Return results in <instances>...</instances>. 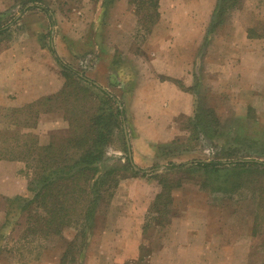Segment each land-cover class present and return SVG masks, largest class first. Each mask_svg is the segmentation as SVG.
Segmentation results:
<instances>
[{
  "label": "rangeland",
  "instance_id": "obj_1",
  "mask_svg": "<svg viewBox=\"0 0 264 264\" xmlns=\"http://www.w3.org/2000/svg\"><path fill=\"white\" fill-rule=\"evenodd\" d=\"M130 1L0 0V25L14 19L9 31L0 39V54L7 50L15 56L37 41L41 49L53 40L60 62L92 79L99 72L96 61L103 57L104 64L108 65L111 56L106 54L113 48L112 65L122 72L135 48H141L143 34L142 28L133 27L138 9L133 11V6L128 4ZM234 3L237 10H233L231 18L240 19L247 24L252 36L259 35L261 38H258L263 39V52L259 53L261 61H255L254 54L249 52L241 60L246 62V70L234 74L222 88L201 87L209 89L204 92L207 95L205 102L214 107L209 108L215 109L221 120L215 125L219 136L214 138L213 144L206 139L190 138L191 134L188 140L174 139L154 161L157 163L154 165L163 167L162 170L133 175L126 169L124 126L114 127L104 149L103 164L106 168L112 167L115 174L111 182L102 186L104 199L100 200L99 212L88 230L90 234L85 245L78 246L73 252V264H114L118 261L120 264H264V173L256 171L241 176L233 173L225 184L219 185L218 180H210L199 170L189 167L166 169L167 162L171 161L225 159L239 155L264 161V0H235ZM40 5L49 10L52 24L50 21L48 24L41 7H37ZM21 10L24 11L18 19L16 16ZM126 19L123 29L114 27ZM95 36L101 43L97 38L94 40ZM95 44L100 51L94 57ZM198 50L201 55L200 45ZM46 51L44 58H48L49 67L65 85L66 69L50 50ZM214 53L217 54V49L210 55ZM0 58L4 61L6 56ZM182 58L184 62L188 61L187 57ZM205 77L210 84L218 79L216 75ZM104 83L110 85V79ZM62 91L64 89L54 96L51 94L50 101L46 100L47 96L40 98L27 113L14 112L27 105L0 108V264H70L66 253L62 259L66 248L63 242L74 238V225L68 229L60 226L61 229L56 231L58 235L51 229L48 235L42 236L28 230V222L37 220L33 213L30 216L21 214L14 220L6 214L11 209L9 199L17 195L30 196L28 186L31 180L42 175L41 166L64 167L63 162L67 165L77 158L73 155L75 152L80 154V150L71 149L70 155L51 161L49 157L43 160L39 153L48 144L57 152H66L72 145V132L79 134L83 130L79 120L87 118V114L79 113L76 117L70 109L73 97L68 105L66 90ZM67 91H72V87ZM99 96L94 92L78 103L73 101L75 109L94 113L100 104ZM178 120L180 127L182 119ZM125 129L130 141V135H136L130 121L125 123ZM15 134L22 136V142L12 141ZM186 134L179 136L184 138ZM187 143L189 151L178 157L182 148H188L184 147ZM8 144L13 145L12 151L32 153L34 159L7 155ZM24 144L30 146L31 152ZM5 219L10 222L3 225ZM131 221L141 227L137 228V233H133ZM138 244L141 246L137 250ZM127 250L134 255L132 261L123 259ZM152 252L156 255L149 261Z\"/></svg>",
  "mask_w": 264,
  "mask_h": 264
},
{
  "label": "crops",
  "instance_id": "obj_2",
  "mask_svg": "<svg viewBox=\"0 0 264 264\" xmlns=\"http://www.w3.org/2000/svg\"><path fill=\"white\" fill-rule=\"evenodd\" d=\"M234 1L226 0L229 2L224 4L227 10L220 16L216 13L218 0H157L158 17L153 22L138 21L137 17L133 23V27L137 25L139 29H143L141 48H135L128 65L123 68L125 70L118 72L112 65L115 54L112 48L106 54L107 57L111 56L108 65L104 64L103 57H97L99 60L96 59L98 61L95 67L99 68L98 76L91 79L85 75L113 95L117 101L120 99V107L125 112L122 125L125 138L127 137V155L141 169L156 168V171L147 174L162 170L163 167L154 165L157 164L154 161L160 158V152L165 146L172 144L174 139H189L190 122L194 123L196 106L201 114L209 107L214 108L205 102L207 95L204 92L209 89L201 87L220 89L225 86L234 74L246 70V62L242 63L241 60L245 59L249 52L254 54L255 61L260 60L263 39H260L259 35L252 36L247 24L240 22V19L231 18L230 15L237 6ZM128 4L133 6V11L140 9V5L134 2ZM144 8L142 6L143 11ZM22 14L20 12L16 17L19 19ZM44 16L49 24L48 16L45 13ZM126 21L127 19L118 22L114 27L121 30ZM52 23L51 16L50 24ZM127 34L131 36L129 32ZM96 38L100 42L98 36H95V41ZM199 45L203 49L201 55ZM46 46L40 49L37 41L34 46L20 50L15 56L7 50L0 54V57L6 56L4 61L0 58V108L12 109L36 104L40 98L53 97L57 91L64 89V81L62 78H56L55 70L49 67L48 58H44L47 49L55 48L53 40ZM99 49L95 44L94 57L99 54ZM216 49L218 55H210L212 51L216 52ZM182 57H187L188 61L184 62ZM206 75H216L218 79L210 84ZM109 79L111 86L104 83ZM82 85L83 88L88 87L85 83ZM211 111L217 122H221L215 109ZM179 118L182 119L179 122L181 128L177 124ZM129 121L133 125V132L136 133L130 135V141L125 129V123ZM180 131L183 133L180 134ZM185 133L187 134L184 138L179 136ZM184 147L188 148H182L178 157L189 151L188 143ZM130 223L133 233L138 232L137 228L141 229L137 227L136 221ZM139 246L141 244L137 245V250ZM154 255V252L149 255V261ZM133 256V253L129 254L127 250L123 259L132 261ZM114 264H120V261Z\"/></svg>",
  "mask_w": 264,
  "mask_h": 264
},
{
  "label": "trees",
  "instance_id": "obj_3",
  "mask_svg": "<svg viewBox=\"0 0 264 264\" xmlns=\"http://www.w3.org/2000/svg\"><path fill=\"white\" fill-rule=\"evenodd\" d=\"M136 2L135 4L140 5V9L137 10L138 21H151L153 22L158 16L157 13V0H131L130 3ZM226 0H218L216 13L220 16L227 10L225 8ZM227 4V2H226ZM144 6V11L142 10ZM41 10L48 16L51 21V15L49 10L44 5H40ZM28 9V8H27ZM22 11V10H21ZM24 11V10H23ZM23 11L21 13H23ZM140 12V14H139ZM14 22L12 19L5 25H0V39L5 36L11 28L10 25ZM54 58L58 59L55 54V50L50 48ZM63 68L66 69V84L64 85V91L66 90V102L69 105L71 97L74 102H79L80 99H87L90 94L97 92L100 94V104H98L96 111L92 114L81 112L79 109H75L73 101L70 105L72 113L77 117L79 113L87 114V118L79 120L81 123V132L79 134L72 132L70 137H73L70 142L72 145L68 146L66 152H57L53 148H49L52 145L48 144L46 148L39 153H42L43 160L49 157V160L59 156L70 155L72 150H80V154H73L77 156L76 159L66 165L63 162L64 167L60 168H48L50 166L42 168V175L38 178L31 180L28 190L30 196L17 195L13 199H9L10 210L6 211L9 217L16 219V217L26 214L28 216L31 213L37 218L33 222H28V230L32 234H39L42 236L48 235V232L52 229L58 232L61 228H72L76 227V234L70 241L63 242L66 246L62 259L65 257L70 260V264L75 263L73 259V252L78 246L81 248L85 245V239L88 236L89 229L93 226L94 219L99 212L100 200L104 199L102 195V186L107 181H112V177L115 174V170L106 168L104 166V149L111 139L113 128L121 126L125 121V112L121 108V102L109 92L98 86L93 80L87 78L84 74L73 70L70 66L63 63H59ZM82 83H85L88 87L83 88ZM68 87H72V91H67ZM90 88V89H89ZM69 90V89H68ZM95 90V91H91ZM53 97H47L46 100L50 101ZM120 103V105H119ZM36 104H29L24 108L14 110V112H28ZM213 112L210 108L202 111V114L197 111V106L194 111V123H191V136L200 139H206L210 144H213L214 138L219 136L215 125L218 124L217 119L212 115ZM91 116V117H90ZM79 117L82 118L80 115ZM90 117V118H89ZM89 118V119H88ZM209 118V119H208ZM211 118V119H210ZM87 123V125H86ZM94 137V138H93ZM12 137H8V139ZM22 142L23 138L19 134L14 135L13 142ZM237 141V139H235ZM25 145L24 144V148ZM7 155L15 156L16 158L25 157V159L33 160L34 155L32 153L27 154L26 151L19 152V150H13V145H7ZM30 151V146H27ZM169 146H165L162 151H165ZM12 151V152H11ZM31 152V151H30ZM125 159L127 161L126 169L130 170L133 175L141 173L146 175L156 171V168L141 169L137 167L130 157L127 155V148H125ZM6 154V153H5ZM22 155V156H21ZM260 155V154H258ZM27 156L29 158H27ZM3 157V156H2ZM24 159V158H22ZM60 162V160H58ZM46 162H43L45 165ZM62 163V162H61ZM44 167V168H43ZM180 167H189L191 170H199L209 177L210 180H218L216 182L225 184L224 182L231 177L233 173L242 174L252 172H262L264 170V161L257 159L256 157H247L239 155V157L228 156L225 159H212V160H195L189 162L167 163V170L179 169ZM103 168H106L103 170ZM102 171V172H101ZM246 172V173H245ZM84 177V180H83ZM219 180H222L221 182ZM66 181V182H65ZM113 186H116L115 184ZM179 187V185H175ZM10 220L4 221L5 222ZM33 226V227H32ZM6 227V226H5ZM51 233H49L50 236ZM60 235V234H59Z\"/></svg>",
  "mask_w": 264,
  "mask_h": 264
},
{
  "label": "water",
  "instance_id": "obj_4",
  "mask_svg": "<svg viewBox=\"0 0 264 264\" xmlns=\"http://www.w3.org/2000/svg\"><path fill=\"white\" fill-rule=\"evenodd\" d=\"M126 140H127V137H126Z\"/></svg>",
  "mask_w": 264,
  "mask_h": 264
}]
</instances>
